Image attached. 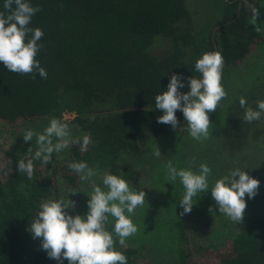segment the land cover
<instances>
[{
  "label": "trees",
  "instance_id": "obj_1",
  "mask_svg": "<svg viewBox=\"0 0 264 264\" xmlns=\"http://www.w3.org/2000/svg\"><path fill=\"white\" fill-rule=\"evenodd\" d=\"M192 2L188 5V0H31L40 10L33 15L30 26L39 27L44 33L36 58L48 75L42 79L38 74L10 72L0 62V120L15 123L75 114L72 121L67 120L69 125L90 134L91 142L83 152L79 144L72 145L63 168L49 162L42 170L43 164L34 161L31 180L16 170V161L25 152H8L13 172L0 180V264H57L40 249L39 239H33L26 227L39 202L52 198L58 174L68 185H77L78 177L67 168V163L85 160L98 171L107 170L134 182L139 173L129 162L146 159L144 155L154 151L150 146L143 149L146 143L176 134L171 125L156 122L161 110L154 106V96L165 90L171 74L198 77L193 68L195 60L203 52L219 51L224 59L221 83L225 89L226 69L245 61L252 45L264 36V30L257 32L249 23V5L262 8L261 18L264 0H229L215 24L202 4L200 12L206 18L197 21L194 14L200 8H193ZM164 42L167 46L160 51ZM260 45L264 46V42ZM186 90L187 85L181 91ZM225 98L209 114V134L218 132L224 121L229 130H237L238 121H245L240 118L244 109L239 104L238 114L232 110L233 115L225 116ZM258 99H246V105L255 108ZM175 188L169 189L174 197L162 203L160 210L166 219L178 218L177 241L183 242L187 240L188 213L179 215L180 194L173 193ZM262 188L251 199L245 194L244 214L250 207L264 209ZM205 193L212 201L198 199L193 207L199 202L215 203L210 193ZM150 214L153 219L155 211L150 210ZM106 228L111 231V226ZM141 228L139 225L138 230ZM232 239L234 254L220 264H264V214L247 218ZM116 247L120 245L117 243ZM121 250L127 264H132L139 254L134 248ZM188 258L189 254L180 249L177 264H186Z\"/></svg>",
  "mask_w": 264,
  "mask_h": 264
},
{
  "label": "clouds",
  "instance_id": "obj_2",
  "mask_svg": "<svg viewBox=\"0 0 264 264\" xmlns=\"http://www.w3.org/2000/svg\"><path fill=\"white\" fill-rule=\"evenodd\" d=\"M249 23L255 31L264 30L261 7L250 4ZM40 10L31 0H3L0 11V62L10 72L19 74H38L47 78V70L36 58L42 48L43 30L32 28L33 15ZM259 19V23H258ZM31 33L29 36L28 34ZM224 59L219 51L203 52L194 63V71L199 76H184L172 73L165 90L154 96L155 109L161 110L156 117L157 123L169 124L177 128V110L182 113L186 130L195 140L206 139L209 135V114L214 112L226 91L221 83ZM187 85V91H181ZM255 108L246 105V98H239V105L244 109L243 119L247 122L259 120L264 116V99L255 102ZM23 141L29 142L23 158L16 161V170L29 180L34 175V161L47 165L54 154L61 153L69 145H80L86 151L91 136L84 133L73 136L69 122L64 118L52 117L42 130L28 127L22 131ZM155 157L161 156L156 147ZM164 181L179 180L183 193L177 204L179 215L190 213L203 193L209 192L219 214L238 224L242 221L246 207L245 194L251 199L257 192L259 180L250 176L245 169L235 167L209 184L212 169L207 163H200L194 170L177 167L172 161L165 164ZM67 168L78 177L79 181L91 185V191L85 193L87 211L75 213V201L69 198L46 199L39 202L35 215L31 217L26 231L33 239H39L40 249L57 264H127V257L121 250L126 247V239L137 232V225L132 216L135 210L145 203L143 189L130 186L122 175L105 171L100 176V183L93 179L98 170L85 160H71ZM69 194L78 193L69 186ZM71 210V211H69ZM112 218L111 231L106 224ZM115 238V239H114ZM120 248L116 247V244Z\"/></svg>",
  "mask_w": 264,
  "mask_h": 264
},
{
  "label": "rangeland",
  "instance_id": "obj_3",
  "mask_svg": "<svg viewBox=\"0 0 264 264\" xmlns=\"http://www.w3.org/2000/svg\"><path fill=\"white\" fill-rule=\"evenodd\" d=\"M228 1L193 0L194 3L192 2L191 5L193 8L199 5L197 8H200V4H202V7L207 9H205V13L210 15L215 24L222 17L223 9ZM189 2L190 0H188V5ZM200 11H202L201 8L194 14V18L202 22L206 16ZM260 19H264V16L262 15ZM217 29L213 28V31ZM263 42L264 36L257 45H252L251 54L245 61L240 62L233 69H226L225 116L228 113L232 114V110L234 114H238L236 108L241 96L249 99V102L252 101L251 98L254 96L260 99L264 98V46L261 47L260 45ZM166 46L167 42L160 44V51ZM240 109L243 108L240 107ZM243 112L240 113V118L243 117ZM74 118L75 114L68 113L64 119L72 121ZM177 118V128L173 129L171 127L176 134L162 136L143 146V149L150 146L154 151L157 147L161 152V156L155 157L153 155L154 151H152V153L144 155L146 159L140 157L128 161L139 173V177L134 182L129 181L130 186L138 190L143 189L146 193L145 203L139 206L132 216L137 229L139 225H142L143 228L128 237L126 239L127 246L124 247L138 250L139 254L133 258L132 264H177L180 249L189 254L186 264H220L224 258L234 254L232 243L234 232H239L242 223L247 218L264 214V209L257 211L255 208L250 207L249 211L246 210L247 213L243 215L242 221L234 224L225 216L219 214L215 203L199 202L200 205L197 204L192 208L193 211L191 210L185 216L187 219V240L177 241L178 229L175 224H177L178 218L166 219L160 210V206L173 196L169 193V189L175 186L173 193L176 191L177 194H180V199L183 187L178 179L171 183L164 181L165 164L172 161L177 167H187L191 163L195 170L200 163H207L212 169L209 176L210 185L220 176L227 174L230 169L239 167L245 169L250 176L258 179L260 182L258 188L263 187L262 189H264V116L250 123L247 121H241L240 123L238 121L240 128L237 130L227 129L224 121L218 132L209 134L206 139L202 138L199 141L188 134L185 127L187 122H184L182 113L179 110ZM232 119L236 120L235 116ZM49 120L50 118H33L19 120L15 123L0 120V180H5L13 172V161L8 152L14 149L16 152L19 149L26 152L29 144H31V141H23V129L31 127L36 131H40L47 125ZM70 131L73 136L84 134L78 128H73V126H70ZM71 147L72 145H69L61 153L54 154L52 161L49 162H54L55 166L63 168ZM187 155H190L188 159H186ZM45 168L46 165L41 166L42 170H45ZM105 171H98V175L93 178L96 183H100V176ZM77 181L76 186L68 185L58 174L54 182L56 190L51 199L69 198L75 201V212L73 214H83L87 211L86 200L88 197L85 193L91 191V185L87 182H81L79 179ZM177 183H179L178 186ZM69 186L79 191L75 193L73 199L68 197L66 191ZM205 194H202L199 201L211 202L212 200L207 198ZM209 195L211 196V194ZM147 208L151 212L155 211L153 219H151L152 214H150V210L147 211ZM106 226H112L111 217H109ZM171 232L176 237H173ZM142 240H145V242ZM141 243H144L145 246L142 247Z\"/></svg>",
  "mask_w": 264,
  "mask_h": 264
}]
</instances>
